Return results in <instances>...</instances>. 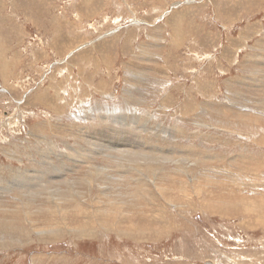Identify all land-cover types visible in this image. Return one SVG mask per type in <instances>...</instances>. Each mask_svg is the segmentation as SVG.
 Masks as SVG:
<instances>
[{
  "label": "rangeland",
  "instance_id": "374dc122",
  "mask_svg": "<svg viewBox=\"0 0 264 264\" xmlns=\"http://www.w3.org/2000/svg\"><path fill=\"white\" fill-rule=\"evenodd\" d=\"M0 264H264V0H0Z\"/></svg>",
  "mask_w": 264,
  "mask_h": 264
},
{
  "label": "bare ground",
  "instance_id": "6f19581e",
  "mask_svg": "<svg viewBox=\"0 0 264 264\" xmlns=\"http://www.w3.org/2000/svg\"><path fill=\"white\" fill-rule=\"evenodd\" d=\"M127 154V153H126ZM136 154H138V153H136ZM141 157V156H140ZM115 158V157H114ZM145 159H147V157H145ZM145 159H139L140 161H143V163H145ZM147 161H153V159H147ZM88 179H91V174L89 175V177L87 178V180ZM91 183V186H92V181L90 182ZM75 184V183H74ZM75 191H77V190H75ZM72 193V192H71ZM73 194V193H72ZM91 194V193H90ZM75 196V195H74ZM135 198V197H134ZM59 199V201L57 202V206H61V204H60V201H61V199H63L64 200V198L63 197H59V198H57V200ZM93 200H96V202L100 205V206H104L103 205V203H104V201H100V200H97V199H93ZM111 201V200H110ZM109 201V202H110ZM114 201V200H113ZM105 202H107V201H105ZM112 202V201H111ZM254 202V201H253ZM136 203V202H135ZM27 204V203H26ZM245 205H246V203H245ZM251 206V205H250ZM251 207H253V206H251ZM56 209V208H55ZM62 210V209H61ZM61 210H56V211H61ZM107 210V209H106ZM112 210V209H111ZM245 210H247V209H245ZM251 210V209H250ZM102 211V210H101ZM249 211V210H248ZM12 212V211H11ZM108 212V211H107ZM95 213V212H94ZM112 213V212H111ZM92 214V213H91ZM96 214V213H95ZM109 214V213H108ZM108 214H106V212H100V216H97V218L98 219H100L101 221H103L101 218H103L104 217V215L106 216V215H108ZM88 217V216H87ZM64 221H65V223H66V225H67V227H68V229H69V231L70 232H78L79 234H82V235H87V234H92L93 233V235H94V232L95 231H93V229L88 225V224H86V223H82V225H78V226H73V225H70V224H68L67 222H66V220L65 219H63ZM117 220V219H116ZM90 222V221H89ZM64 223V224H65ZM90 223H92V222H90ZM99 223L101 224V227L103 228V229H105V230H108V229H110V227L108 226V225H106V224H102L100 221H99ZM129 223V222H128ZM110 224V223H109ZM63 226V225H62ZM66 227V226H65ZM99 227V226H98ZM118 227V226H117ZM143 228V227H142ZM64 230V228L63 227H61V226H58L57 224L55 225V224H53V225H49L48 227H45V228H42V227H33V226H31L30 227V229L29 230H27L26 231V233H29L30 231H32V232H38V233H43V232H52V233H54V234H61L62 233V231ZM116 230H119V229H116ZM133 230V229H132ZM136 230V229H135ZM143 230V229H142ZM121 231V230H120ZM8 236V235H7ZM95 236V235H94ZM49 236H42L41 237V240H43L44 239V241L46 240V239H48L49 240V238H48ZM51 239H58V238H56V237H50ZM22 239H24V238H22ZM11 240V239H10ZM4 242H8V241H4ZM14 243V242H13Z\"/></svg>",
  "mask_w": 264,
  "mask_h": 264
}]
</instances>
